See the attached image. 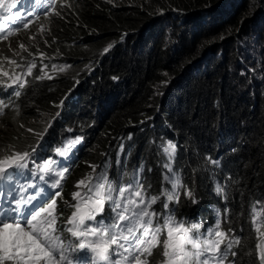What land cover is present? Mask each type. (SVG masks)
Instances as JSON below:
<instances>
[{"label":"clouds","instance_id":"1","mask_svg":"<svg viewBox=\"0 0 264 264\" xmlns=\"http://www.w3.org/2000/svg\"><path fill=\"white\" fill-rule=\"evenodd\" d=\"M86 1L25 0L20 6L24 19L28 20L29 13L32 14L31 23L26 29H17L11 21L0 16V22L6 25L5 29H0V36L7 37L0 38V81L3 82L0 83V100L8 105L0 115V154H7L11 149L31 151L39 145V157H51L57 162L56 168L69 169L63 178L62 187L56 189L61 191V196L56 198L58 225H64L73 211L70 205L75 201L72 200L71 193L78 190L75 185L80 179L92 173V165L99 166L96 169L99 172L103 164L109 163L110 177L125 170L130 173L139 172L143 166L139 178L149 188L148 195H156L162 187L171 188L163 179L165 175L172 176L165 167V164H169L172 172L181 177L185 186L181 189L179 202L173 201L169 205L170 209H174L177 219L202 222L205 229L214 226L219 220L220 230L228 233V238H241L240 245L233 247L237 256H229L224 264H231L233 260L235 264H259L255 253L258 252L256 244L262 239L259 233L264 232V223L260 222L264 218V192L245 194L240 191L243 176L235 172L236 167L232 161L233 154L241 150L247 140L241 130L236 128L235 116L222 117L214 135L205 138L207 145L201 151L190 149L183 132L176 128L169 117L172 113H180L184 107L188 108L186 102L184 107L178 105L187 98L174 90L175 84L199 68L202 73L207 74L215 59L222 54L214 51V42L205 41L207 36H202V46H193L191 51H184L177 57L176 54L182 49L183 36L194 38L198 35V39L204 32L219 26L222 20L235 19L238 22L233 35L226 40L230 48L234 47L239 58L238 62L227 64L229 71L237 73L241 85L238 80L233 82L237 88L250 90L248 94L253 103L252 108L260 104L264 99V0H232L231 5L224 4L225 0H215L197 8H187L181 4H158L148 10L145 20L137 28L111 33L96 46L86 44L89 53L87 58L73 62L60 46L49 43L47 36H53L56 40L58 34L55 26L67 17L69 10L83 9ZM105 1L118 5H129L132 2ZM50 2L54 5V10L50 8L47 15L42 14ZM222 5L224 11H220ZM252 5V13L244 18L243 7L248 9ZM57 12L59 15H56ZM201 24L203 25L200 26ZM127 42L133 46L132 52L136 54L154 51L155 46H160L171 57L169 59L180 60L182 55L183 58L180 69H163L162 76L154 79V91H158L160 96L156 107L146 113L141 111L138 119L130 121L124 129L113 130L111 127L108 134L105 129L110 127L112 118L121 111V100L126 97L128 90L127 82L123 78L118 79L116 75L111 82L103 80L104 65L106 58L110 55L113 59L116 55L114 53L123 51ZM21 44L25 47L21 48ZM109 44L113 47L103 53V49ZM30 63L35 67L32 68V74L28 75L27 66ZM96 69H99V73ZM93 74H97L98 80L105 82L106 86L101 91L84 97V87L93 78ZM37 76L43 78L36 79ZM67 77L69 79L63 82L58 97L50 98L44 106H38L39 110L34 114L26 111L31 96L39 85L55 82L50 86L51 89L57 88L56 82ZM17 78L26 82L23 89L12 84V80ZM121 83L124 86L119 85ZM182 88L183 86L180 89ZM173 90L176 97L170 96ZM14 91H20L21 95L16 97ZM21 125L24 126L23 129L17 131V127ZM40 133H44L42 138ZM77 137L81 138L80 142L71 147L66 157L55 153L56 148L63 147ZM168 142L176 145L172 160L163 151ZM145 145L147 148L144 150ZM199 152L201 165L193 168L194 154ZM118 155L121 161L119 166L116 165ZM212 161L219 163L214 164ZM238 163L241 164V160ZM25 181H32L30 174L21 178V182ZM35 183L41 182L37 179ZM202 185L204 188H201ZM217 185L222 188L221 194L215 191ZM185 190L192 192L195 203L192 198L183 195ZM253 206L256 213H253ZM153 207L156 211L163 212V199ZM108 214L106 205L104 215ZM254 215L257 221L255 223ZM63 235L67 238L70 234L64 232ZM163 238L162 235L161 239ZM161 253L162 246L153 249L152 256L148 257L149 264H157L162 260ZM248 255L253 260L246 261L244 256Z\"/></svg>","mask_w":264,"mask_h":264},{"label":"snow or ice","instance_id":"2","mask_svg":"<svg viewBox=\"0 0 264 264\" xmlns=\"http://www.w3.org/2000/svg\"><path fill=\"white\" fill-rule=\"evenodd\" d=\"M24 2L0 0V16L11 21L17 29H26L31 23L32 14L29 13L25 20L20 11ZM50 8L54 10L51 2L42 14L47 15ZM5 13L10 15L4 16ZM5 28L6 25L0 22V29ZM20 47L25 46L21 44ZM112 47L109 44L103 53ZM27 67L28 75H31L35 65L30 63ZM25 83L19 78L12 80V84L20 89ZM14 95L19 97L21 93L14 91ZM7 107L0 100V115ZM43 134H39L41 138ZM80 140L77 137L56 148L55 153L66 157ZM37 147L31 151L11 149L7 154H0V264H149L148 257L152 256L153 249L161 246L163 259L157 264H224L229 256H237L233 247L240 245L241 238H228V233L220 230L219 220L205 229L202 222L177 219L169 205L173 201L179 202L181 189L185 186L169 164L165 167L172 176L165 175L163 179L171 188L162 187L156 195H148L149 188L139 178L143 166L139 172L125 170L110 177L109 163L103 164L99 172L96 171L99 166L92 165V173L80 179L75 185L78 190L71 193L75 201L70 205L73 211L64 225H58L56 198L61 196V191L56 189L62 187L69 169L56 168L57 162L51 157H39ZM175 150L176 145L171 142L163 147L169 160L173 159ZM120 164L118 155L116 165ZM28 174L32 181L21 182ZM37 179L40 184L35 183ZM215 191L221 194L222 188L217 185ZM183 195L195 203L190 190H185ZM162 199L164 211L158 212L153 205ZM106 205L107 216L104 215ZM253 213H256L255 206ZM253 222H257L255 215ZM260 222L264 223V218ZM64 232L70 234L69 237L66 238ZM259 237L262 239L256 244L258 252L255 255L259 264H264V232L259 233Z\"/></svg>","mask_w":264,"mask_h":264},{"label":"trees","instance_id":"3","mask_svg":"<svg viewBox=\"0 0 264 264\" xmlns=\"http://www.w3.org/2000/svg\"><path fill=\"white\" fill-rule=\"evenodd\" d=\"M148 1L132 0L129 5L126 3L118 5L105 0H87L83 9L76 8L67 12V17L55 26L57 39L47 36L49 43L60 46L68 58L77 62L80 58H87L89 53L86 44L96 46L111 33L137 28L145 20L148 10L158 4H181L187 8H197L215 0ZM231 3L232 0L224 1V4L231 5ZM252 7L253 5L250 6L251 9L243 7L244 18L252 13ZM220 11H224L223 5ZM237 23L235 19L222 20L219 26L204 32L198 39V35L194 38H188V35L183 36L185 38L182 41V49L176 54L177 57L184 51H191L193 46H202V36H207L205 41L214 42V51L222 54L215 59L207 74L202 73L199 68L188 73L187 77L175 84L174 90L187 98L178 105L184 107L186 102L188 108L184 107L180 113L170 114L169 118L176 128L183 132L190 149L201 151L203 146L207 145L205 138L214 135L222 117L235 116L236 128L241 130L247 142L241 150L233 154L232 164H235V172L243 176L240 191L252 194L264 192V99L252 108L253 103L248 94L250 90L244 87L237 88L233 81L238 80L240 83L239 76L229 71L227 64L239 61L234 47L230 48V44L226 42L238 27ZM132 49L133 46L127 42L125 49L115 52L113 59L109 55L104 65L103 80L111 82L112 78L118 76V79L123 78L127 82L128 90L126 97L121 100L123 102V106H120L121 111L112 118L110 127L105 129L108 134L111 132V127L113 130L124 129L130 121L138 119L141 111L146 113L149 109L155 108L160 96L158 91H154V79L162 76L163 69H180L181 67L180 61L183 55L180 60L169 59L171 57L160 46H155L154 51H144L141 54L132 52ZM110 74H113V77H110ZM98 77L97 74H93V78L86 83L84 97L105 88V82H100ZM68 79L69 77L56 82L57 88L53 89L50 85L55 82L39 85L34 90L26 111L34 114L39 110L38 106H44L50 98L58 97L63 82ZM119 85L124 86L123 83ZM181 86H183L182 89H180ZM174 90L170 94L172 97H176ZM239 92L242 94L239 95ZM22 129L21 126L17 127V131ZM146 148L147 145L144 146V150ZM194 157L192 167L198 168L201 165L198 159L201 157L200 152L194 154ZM240 160L241 164L238 163ZM201 188H204L203 185ZM244 259L253 260L250 255L244 256Z\"/></svg>","mask_w":264,"mask_h":264}]
</instances>
